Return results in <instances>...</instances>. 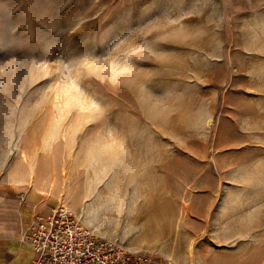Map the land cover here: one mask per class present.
Segmentation results:
<instances>
[{"label":"rangeland","instance_id":"1","mask_svg":"<svg viewBox=\"0 0 264 264\" xmlns=\"http://www.w3.org/2000/svg\"><path fill=\"white\" fill-rule=\"evenodd\" d=\"M0 186L155 264H264V0H0Z\"/></svg>","mask_w":264,"mask_h":264},{"label":"built area","instance_id":"2","mask_svg":"<svg viewBox=\"0 0 264 264\" xmlns=\"http://www.w3.org/2000/svg\"><path fill=\"white\" fill-rule=\"evenodd\" d=\"M18 240L30 247V264H155L146 253L94 236L64 205L21 224Z\"/></svg>","mask_w":264,"mask_h":264},{"label":"crops","instance_id":"3","mask_svg":"<svg viewBox=\"0 0 264 264\" xmlns=\"http://www.w3.org/2000/svg\"><path fill=\"white\" fill-rule=\"evenodd\" d=\"M37 204L14 187L0 186V264H30L33 254L18 240V228L46 209Z\"/></svg>","mask_w":264,"mask_h":264}]
</instances>
